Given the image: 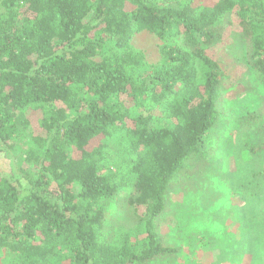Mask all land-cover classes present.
<instances>
[{
    "label": "trees",
    "instance_id": "trees-1",
    "mask_svg": "<svg viewBox=\"0 0 264 264\" xmlns=\"http://www.w3.org/2000/svg\"><path fill=\"white\" fill-rule=\"evenodd\" d=\"M227 30L264 87V0H0V150L23 155L0 173V254H12L0 264L177 263L158 220L221 116L211 49ZM141 32L158 62L131 44ZM249 121L234 191L259 234L264 111Z\"/></svg>",
    "mask_w": 264,
    "mask_h": 264
},
{
    "label": "rangeland",
    "instance_id": "rangeland-1",
    "mask_svg": "<svg viewBox=\"0 0 264 264\" xmlns=\"http://www.w3.org/2000/svg\"><path fill=\"white\" fill-rule=\"evenodd\" d=\"M230 35L227 30L225 38L211 49L223 68L221 116L203 137L201 154L190 158L171 182L166 212L158 220L163 242L181 248L176 264H264V231L249 232V216L241 212L248 203L234 191L238 163L247 159L245 145L252 140L249 119L264 111V87L248 69L245 47L232 42ZM131 44L150 63L159 61L155 36L141 32ZM19 153L18 148L0 150V173L12 171L23 157ZM116 164L113 156L108 157L100 170L106 173ZM112 215L113 222L129 223L124 207L115 205ZM182 235L190 236L191 243L184 242ZM10 257L12 254L2 250L0 263Z\"/></svg>",
    "mask_w": 264,
    "mask_h": 264
}]
</instances>
